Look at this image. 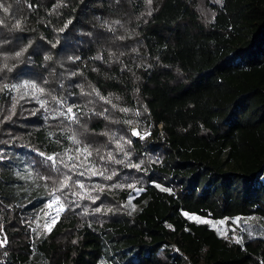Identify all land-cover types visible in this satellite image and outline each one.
I'll list each match as a JSON object with an SVG mask.
<instances>
[{"label":"trees","instance_id":"trees-1","mask_svg":"<svg viewBox=\"0 0 264 264\" xmlns=\"http://www.w3.org/2000/svg\"><path fill=\"white\" fill-rule=\"evenodd\" d=\"M16 152L68 206L35 240ZM0 230V264H264V0H0Z\"/></svg>","mask_w":264,"mask_h":264},{"label":"rangeland","instance_id":"rangeland-1","mask_svg":"<svg viewBox=\"0 0 264 264\" xmlns=\"http://www.w3.org/2000/svg\"><path fill=\"white\" fill-rule=\"evenodd\" d=\"M17 83L12 85L11 88L15 89ZM66 110L69 108L65 106ZM70 120L74 119V113L67 112ZM11 161V166L14 174L18 180L16 184L17 197L19 198L18 205H21L25 218L23 222L30 229L33 240H35V234H49L57 222L60 220L63 213L68 210V206L61 198L58 191L50 188V184L41 179L32 169L29 155L25 153H15ZM77 186L82 184L77 182ZM142 190L137 189L130 196L127 202V206L131 211H137L139 206L135 203V198L141 193ZM62 206V208H61ZM56 219V223L52 224V220ZM189 219L198 223H204L205 219L196 215H190ZM50 226L51 230H48ZM238 228L241 230L242 225L239 223ZM6 238L0 230V244L6 243ZM66 262L65 264H86L84 260L71 249L66 250Z\"/></svg>","mask_w":264,"mask_h":264},{"label":"built area","instance_id":"built-area-1","mask_svg":"<svg viewBox=\"0 0 264 264\" xmlns=\"http://www.w3.org/2000/svg\"><path fill=\"white\" fill-rule=\"evenodd\" d=\"M138 133V135H133V133ZM131 133H132V136L136 139H139V140H144L148 137L151 136L152 132L150 130H144V131H141L140 129L138 128H133L131 130Z\"/></svg>","mask_w":264,"mask_h":264},{"label":"snow or ice","instance_id":"snow-or-ice-1","mask_svg":"<svg viewBox=\"0 0 264 264\" xmlns=\"http://www.w3.org/2000/svg\"><path fill=\"white\" fill-rule=\"evenodd\" d=\"M125 111H126V110H125ZM67 112H68L69 114H71V113H72V108H68V109H67ZM133 135H138V133H135V132H134ZM84 151L87 152V149H84ZM88 154L90 155V153H88ZM41 155H43V153H41ZM47 159H48V160H53V157H52V156H48ZM92 174H93V175H96V173H95L94 171L92 172ZM81 175H83V173H81ZM81 187H83V185H81ZM61 208H62V206H61ZM55 223H56V219L54 218V219L52 220V224H55ZM48 230H49V231L51 230L50 226L48 227ZM237 242H239V241H237Z\"/></svg>","mask_w":264,"mask_h":264}]
</instances>
